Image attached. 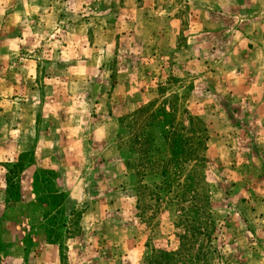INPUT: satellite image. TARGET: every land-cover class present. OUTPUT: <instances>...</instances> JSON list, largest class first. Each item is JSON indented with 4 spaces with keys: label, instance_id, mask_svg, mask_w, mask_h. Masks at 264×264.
Here are the masks:
<instances>
[{
    "label": "rangeland",
    "instance_id": "1",
    "mask_svg": "<svg viewBox=\"0 0 264 264\" xmlns=\"http://www.w3.org/2000/svg\"><path fill=\"white\" fill-rule=\"evenodd\" d=\"M39 109L78 209L0 264H264V0H0V136Z\"/></svg>",
    "mask_w": 264,
    "mask_h": 264
},
{
    "label": "crops",
    "instance_id": "2",
    "mask_svg": "<svg viewBox=\"0 0 264 264\" xmlns=\"http://www.w3.org/2000/svg\"><path fill=\"white\" fill-rule=\"evenodd\" d=\"M44 114L42 115L40 109L35 116L29 111L21 117L22 123L18 124V128H8L5 134L0 136V218L6 216L11 220L1 221V226L5 227V232L10 229L15 233L16 229L19 230L22 226L39 231L40 240H44L39 244V251L59 247L58 243L50 242L46 237V206L42 203V197L45 196L39 187L41 173L53 172L58 174L59 180L61 171L69 170L74 165L71 160L66 164L62 163L58 156L60 152H71L69 145L65 147L71 132L66 129L61 131L58 124L54 126L52 123L46 128ZM26 127L30 133L28 135H25L27 131L22 133ZM36 127L39 130L32 136L30 129L36 130ZM59 137L64 140L63 143L59 141ZM27 155L32 157V161L23 159ZM64 196L66 210L72 209L73 213L76 212L78 208L71 206L72 200L76 198L71 196L69 188ZM25 233L22 231V236H17L16 240H21Z\"/></svg>",
    "mask_w": 264,
    "mask_h": 264
},
{
    "label": "trees",
    "instance_id": "3",
    "mask_svg": "<svg viewBox=\"0 0 264 264\" xmlns=\"http://www.w3.org/2000/svg\"><path fill=\"white\" fill-rule=\"evenodd\" d=\"M50 171H44V173H48ZM43 173V172H42ZM41 173V174H42ZM61 195V196H60ZM42 203L45 206H48V210L49 209H53V210H58L60 207H63L65 204V196H62V194H54V196H48V197H42ZM47 216H49V212L47 211L44 214V218H47ZM46 232L48 235V241L53 242V243H58L57 241H51V235H50V229L49 227L46 228Z\"/></svg>",
    "mask_w": 264,
    "mask_h": 264
}]
</instances>
